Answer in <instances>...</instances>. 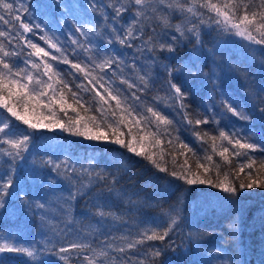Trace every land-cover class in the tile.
Instances as JSON below:
<instances>
[{"label":"trees","instance_id":"trees-1","mask_svg":"<svg viewBox=\"0 0 264 264\" xmlns=\"http://www.w3.org/2000/svg\"><path fill=\"white\" fill-rule=\"evenodd\" d=\"M5 2L14 3L19 11L12 13L11 24L0 21V31L11 32L10 36L0 37V42L4 43L6 50L19 54L12 57L19 67L35 72L31 62L42 65L47 60L68 82L72 91L78 92L85 101H93L95 90L103 93L99 84H89L92 76H102L101 83L105 87L119 90L121 98H127V103L136 106L141 113L148 106L157 107L173 121L168 128L171 135L163 136L165 149L175 151L179 148V141L187 143L196 153L195 157L187 153L193 171H196V158H202L205 152H212L210 141L202 143L193 135V126L187 123L185 113L193 121L198 118L219 121L218 125L212 122L201 124L197 129L201 133L218 136L221 130L236 132L251 136L264 147V114L258 111L264 101V45L249 42L235 35L230 28L225 30L223 26H217L210 19L215 17V13L200 7L204 0H178L185 7L194 6L198 13H203L202 17L193 16L187 11L170 10L167 5L177 0H164L163 3L149 0L151 7L145 10L147 19L141 18L139 25L144 29L143 34L134 33L138 38L129 39L132 47L121 45L112 33V29L116 28L117 34L123 36L124 29L133 18L131 10L123 14V19L113 18L115 14L111 5H116L117 0ZM121 2L127 3V0ZM212 2L216 3L217 0ZM152 8L156 11H152ZM0 15H4L5 20L10 19L2 8ZM15 15H20L21 20L16 21ZM160 17H166L170 27H165ZM21 23H29L33 31L23 33ZM36 24L41 27L35 28ZM177 25L184 30V37L175 31ZM77 28H81L83 34ZM190 28L193 32L187 31ZM194 32H198V37ZM21 33L26 39L20 38ZM164 33L170 43L173 35L177 37L173 43L175 51H147L143 42L149 36ZM42 36L51 38L62 51L50 48L40 38ZM74 39L78 41L77 44L72 43ZM29 40L51 55L43 59L30 56L33 49L28 46ZM159 42L164 41L160 39ZM51 56L59 59L52 60ZM90 56L92 59H89ZM65 57L89 70L94 68L93 60L99 63L108 57L117 58L120 64L119 67L113 66L115 75L112 69L101 71L97 68L85 79L70 64L62 62ZM165 65L168 68L191 66L193 72L200 70L195 77L187 71L180 77L187 84L184 109H181L179 102L169 99L171 93ZM176 75L180 74L174 73ZM140 77L147 80V87ZM122 80L127 83H122ZM129 84L135 87H129ZM77 85L91 90L84 91ZM65 92L67 94V89ZM253 92L257 95L251 96ZM68 95L69 103H72ZM135 97H139V100ZM229 98L248 112L252 120L242 121L231 113H224L221 101ZM111 103L114 106L115 102ZM7 115L0 108V119ZM69 115H74L70 109ZM10 119L14 124L11 138L30 134L32 139L27 150L21 152L22 158H17L15 162L10 157L0 155V183L6 182L9 176L13 181L9 189L11 195L4 197L5 207L0 208V235H10L18 243L46 245L51 249V252L45 251L41 261L35 264H66L55 253L60 247H67L69 243L82 238L98 249L105 247L102 241L110 242L114 247H125L123 253L107 250L113 257L131 258L132 264H228L217 258L221 252L226 257L235 255L239 264H264V227L260 212L264 209V189H244L232 197L208 184L190 186L183 181H175L166 173L157 172L147 160L119 145L87 140L59 129L32 130L22 122L15 121V118ZM29 119L34 122L40 119L41 123L46 124L51 117L47 110L37 109L35 115L29 113ZM176 136H179V141L173 139ZM170 139H173L171 146L167 144ZM220 143L218 140L217 145ZM223 143L231 152V146L226 141ZM0 147L9 146L5 144ZM144 147L152 151L147 141ZM249 155L257 161L264 160V152L260 150ZM49 159L56 163L67 161L75 171L66 176L57 175L50 166H46L45 162ZM166 159L167 167L171 170V157ZM178 159L182 162L183 157L178 156ZM213 159L221 162L219 156ZM241 162H246L243 157L232 158L230 165L221 162V179L223 172H229V180H233L237 186L241 180L246 181L244 173L240 174L239 179L231 174L232 170H238L236 166ZM61 171H64L63 165ZM247 171L245 169V173ZM209 175L215 180V170ZM100 176L105 179L100 180ZM113 177L118 181L115 184L112 183ZM170 181L175 185L174 189L169 188ZM21 190L28 203L19 198ZM70 193L75 194V199L69 201ZM35 201L44 203L45 208L37 209ZM98 210L106 215H97ZM169 214L178 215V226L164 242L145 241L132 249L126 247L127 243L140 239L141 233L162 232L170 222ZM232 220L237 221L235 235L230 234ZM155 248L162 249L160 257L148 255ZM62 255L69 256L67 264H80L73 252ZM0 259L5 264H33L28 257L19 253H0Z\"/></svg>","mask_w":264,"mask_h":264},{"label":"snow or ice","instance_id":"snow-or-ice-1","mask_svg":"<svg viewBox=\"0 0 264 264\" xmlns=\"http://www.w3.org/2000/svg\"><path fill=\"white\" fill-rule=\"evenodd\" d=\"M161 3L164 0H160ZM114 12V19H123V14L127 11H133V18L128 23L126 29H124L123 36L117 34L116 28L112 29V33L115 34V39L121 44L128 47H132L129 43V39L138 38L134 36V33L143 34L144 29L140 27L141 18L147 19L145 16V10L151 5L149 0H127V3L117 0L116 5H111ZM167 7L172 11H187L192 13L193 16H203V13H198L194 6L185 7L180 4L177 0L175 3H170ZM200 7L205 8L215 13V17H210L217 26H223L225 30L229 28L234 32L235 35L241 36L249 42L264 45V0H217L213 3L212 0H204V3ZM0 8H2L10 17L5 20L4 15H0V21L6 24L12 23V13L18 12L19 9L14 7V3L5 2L0 0ZM23 8V5H20ZM27 11V9H24ZM152 11H156L152 8ZM16 21L21 20L20 15H15ZM163 20L165 27H170L169 21L166 17H160ZM105 20L107 17L105 16ZM201 23H204L201 20ZM20 27L23 29V33H29L33 31V26L29 23H21ZM35 28L39 29L41 26L36 24ZM78 32L83 34L81 28H77ZM175 31L180 34V37H184L185 32L180 25H177ZM188 32H193V29H188ZM20 34L21 39L26 37ZM197 35L198 32H194ZM11 32L0 31V37L10 36ZM166 33L157 34L156 37L149 36L147 40L143 42L144 47L147 51L155 53L159 52H174L175 48L173 43L177 41V37L173 35L171 37V43L166 39ZM41 39L45 40L50 48L62 51L56 43H53L51 38L42 36ZM163 39L164 42H159ZM154 41H156L154 43ZM112 43L111 40L108 41ZM28 46L33 49V52L29 53L30 56H37L41 59L49 57L51 54L45 51L44 48L39 45L32 43L30 40L27 41ZM73 44H77V40H72ZM199 43V39H197ZM158 45V46H157ZM143 51V49H140ZM91 51V49H86ZM18 53L6 50L3 42H0V108L4 109L7 116L0 119V145H8V148L0 147V155L10 157L12 162H15L17 158L21 157V152L26 151L29 142L32 139L30 134H22L16 138H11L14 133L12 131L14 124L10 118H15V121H20L28 128L32 130H38L41 128L48 129L49 131L59 129L64 132H68L71 135L85 138L92 141H107L123 148H126L128 152L141 156L147 160L153 168L159 173H166L171 176L175 181H183L187 185H211L213 188H218L229 196L236 197L239 192L244 189H252L257 187L264 189V160L257 161L255 157L249 155L250 152H256L260 150L264 152V147L256 143L251 136H242L236 132L228 133L223 130L219 131V135H210L207 132L201 133L197 129L201 124H208L210 122L219 124V121L213 119L209 121L207 118L196 119L193 121L188 118L185 113V119L189 125L193 126V135L197 137L202 143H209L212 154H207L201 157H197L195 160L196 171H193L192 165L189 164V158L187 153H192V156H196L189 145L183 141H179V136L173 137L174 140L179 141V148L175 151H167L164 147L165 141L163 140L164 135H171L168 132V128L173 124L166 115H164L157 107L148 106L141 113L137 107L127 103V98L122 99L119 90H113L109 87H105L101 81L102 76H92L89 79V84L100 85L103 89V93L99 90H95L93 101H85L78 92L72 91L69 87L68 82L63 80L59 71H57L52 64L44 60L43 64L31 62V68L36 71H29L25 67H19L13 60L12 57H18ZM52 60H58L56 56H51ZM89 59H92L90 56ZM64 64H70L73 69L77 72L82 73L85 79H88L92 75V71L100 69L104 71L112 69L113 74H116V69L113 67H119L120 61L114 57H108L102 59L99 63L93 60L94 68L89 70L88 67L82 66L80 63H72L67 57L63 58ZM25 63H28L27 61ZM41 68L43 69L41 71ZM165 69L168 73V88L171 93L169 99L179 102L181 109L186 108L184 101L187 98V84L183 80L181 75L187 71L190 75L195 77L199 73V69L195 72L192 71L191 66H181L180 68H168L165 65ZM174 73L180 74L174 76ZM44 77H47L45 80ZM147 87V80L144 77H140ZM122 83L127 81L122 80ZM59 85L60 87H57ZM84 91H89L86 86L77 85ZM129 87H135L133 84H129ZM67 89V94L65 92ZM72 103H69V95ZM134 95V94H133ZM251 96H256L257 93L253 92ZM98 98V99H96ZM139 100V97H135ZM114 101L115 104L111 103ZM224 113H231L233 117L238 118L242 121H251L252 116L248 114L243 108L232 101L228 100L221 101ZM258 111L264 114V101L261 102ZM37 109L47 110L51 119L48 123H41L40 119H36L35 122L29 119V113L35 115ZM69 109L74 115H69ZM83 113V114H82ZM62 114V115H61ZM135 129V134H133ZM107 133V134H106ZM207 138V139H206ZM173 139L167 141L169 146L172 145ZM221 141L217 145V141ZM147 141L152 151L145 150L144 142ZM227 142L225 146L223 142ZM219 148V150H217ZM139 149V150H138ZM178 156H182V162L178 159ZM214 156H219L220 161L223 164L230 165L232 158L243 157L244 161L236 166L238 170H232V175L235 179L240 178V174L244 173L247 177L246 181L241 180L238 186L233 180H229V172H223V179H221L222 163L217 162L213 159ZM167 157H171L172 169L169 170L167 167ZM46 166H50L53 172L57 175L66 176L68 173L74 172V167H69L67 161H61L56 163L51 159L45 162ZM64 171H61V168ZM245 169L248 171L245 173ZM215 170V180L209 175ZM100 180L105 177L100 176ZM118 181L113 177L112 183L115 184ZM13 186L11 176L4 183H0V208L5 207L4 197L11 195L9 189ZM169 188L174 189L175 185L170 181ZM19 198L24 200L25 203L28 201L25 199V193L21 190L18 193ZM75 199V194L70 193L69 201ZM69 201H66L68 203ZM31 206V205H30ZM35 207L37 209H44L45 204L39 201H35ZM262 227H264V209L260 210ZM97 215L103 217L106 215L102 210H98ZM110 215V213H109ZM170 222L168 226L162 231H151L141 233V238L132 242L127 243L128 249L135 248L137 244H144L145 241H161L164 242L169 238L170 232L178 226V215L169 214ZM233 225L231 235H235L237 230V221H231ZM194 238V237H190ZM0 253H19L29 258L33 264L41 261V257L45 251L51 252L45 246H39L34 243H18L10 235H0ZM12 241V242H9ZM105 244V247L97 248L94 247L86 239H80L69 243L67 247H60L55 255L60 260L66 262L69 261V256L62 255L64 253L73 252L76 258L80 261V264H132L131 258L125 257H113L107 249L112 251L123 253L125 247H114L110 242H101ZM84 253H90V255H83ZM153 258L160 257L162 255V249L155 248L148 253ZM218 259L225 260L228 264H239L235 255L226 257L223 252L217 256ZM0 264H5L3 259H0ZM43 264V262H41ZM143 264V262H141Z\"/></svg>","mask_w":264,"mask_h":264}]
</instances>
